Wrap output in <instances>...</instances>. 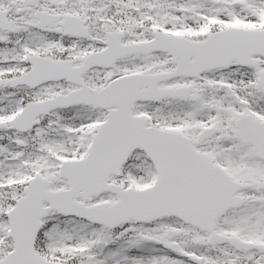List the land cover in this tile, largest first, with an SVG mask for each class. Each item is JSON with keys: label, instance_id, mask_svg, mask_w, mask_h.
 <instances>
[{"label": "snow or ice", "instance_id": "snow-or-ice-1", "mask_svg": "<svg viewBox=\"0 0 264 264\" xmlns=\"http://www.w3.org/2000/svg\"><path fill=\"white\" fill-rule=\"evenodd\" d=\"M0 264H264V0H0Z\"/></svg>", "mask_w": 264, "mask_h": 264}]
</instances>
